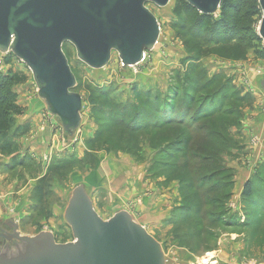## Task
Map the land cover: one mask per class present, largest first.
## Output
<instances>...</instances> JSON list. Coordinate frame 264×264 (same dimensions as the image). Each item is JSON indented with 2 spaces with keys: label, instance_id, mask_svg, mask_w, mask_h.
Segmentation results:
<instances>
[{
  "label": "rangeland",
  "instance_id": "obj_1",
  "mask_svg": "<svg viewBox=\"0 0 264 264\" xmlns=\"http://www.w3.org/2000/svg\"><path fill=\"white\" fill-rule=\"evenodd\" d=\"M177 3L178 0H170L163 8L146 5L159 24L160 34L157 44L145 53L143 62L136 66L123 68L117 54L113 52L106 67L92 69L77 59L72 46H62V52L75 77V87L72 91L82 97L81 125L71 136L61 134L63 138L55 140L53 148L46 143L44 147L38 146L35 150H28L29 145L23 147L19 143L22 138L20 137L16 140L15 158L1 156L0 177L3 189H12L14 202L17 199L15 192L22 188L27 192V208L23 215L15 216L16 207L11 205L8 212L11 218H2L1 229L11 231L10 225L1 224L11 219V222L16 221L18 232L23 236L33 237L41 232H49L58 244L73 241L71 230L64 220V211L74 187L84 183L90 186L91 196L95 197L94 210L104 221L114 213L113 207H130L136 203L145 182L156 184L159 188L167 187L173 182L179 195V201L174 203L179 204L182 196L178 191V182L161 175L160 164L155 163L167 159V156L160 155L158 147L159 143L168 139L167 135L158 136L148 131L128 139L123 133L126 131L118 132L113 122L119 117V107L122 105L131 103L139 106L144 103L145 92L165 93L176 72L194 78L192 80H195V85L199 84L196 79L198 73L205 74L206 78L221 76L220 83L229 78L230 84L237 89L239 95L243 94L248 79H251L254 87L258 89V95L263 97L264 89L261 88L260 82L264 80V70L257 65V61L264 62V43L261 39L256 40L259 38L258 26L261 19L259 5L255 7L256 10L259 9V13L255 12L250 21L252 45L227 47L215 46L187 31L197 15L191 11L183 16L175 15L173 11ZM188 15L189 23H185ZM210 16L211 22L217 21L220 9ZM181 24H187L188 27L182 29ZM3 55L0 53V60L5 62L11 59L10 55ZM10 61L15 63L13 65L17 66L20 73L28 76L32 83V97L44 105L43 100L37 96L29 70L16 58ZM251 103L250 100V103L244 104L242 111L249 108ZM106 127L110 129L106 131ZM98 132L100 135L96 136ZM26 138V144L29 140H36L29 134ZM125 139H128L129 144ZM242 143L241 138L238 148L232 150L233 155L224 158L225 166L232 170L233 175L235 171L229 163L236 159V152H244ZM125 148H131L133 152ZM180 161L179 156L176 162ZM19 162H23V165L17 166ZM226 206L233 212L229 201ZM174 208L168 218L157 224V227L163 230V236L155 231V239L162 247L165 264H216L214 261L217 258H213L215 255L209 254L224 242V251L230 255L223 251L226 264H237L233 258L241 260L239 264H264V240L256 234L247 246L243 243L244 231L230 233L217 229L214 231L215 236L217 234L215 245L210 251L190 249L187 240L180 239L186 227L177 226L172 222L171 213ZM235 209L237 214L242 212L241 200ZM242 215L243 212L240 222L244 221ZM133 220L139 224V217L134 216ZM146 231L153 237L151 232ZM206 242L207 240L204 244ZM232 244H242L240 255L235 249L228 251Z\"/></svg>",
  "mask_w": 264,
  "mask_h": 264
},
{
  "label": "water",
  "instance_id": "obj_2",
  "mask_svg": "<svg viewBox=\"0 0 264 264\" xmlns=\"http://www.w3.org/2000/svg\"><path fill=\"white\" fill-rule=\"evenodd\" d=\"M170 0H0V53L11 54L31 73L45 112L66 136L81 125L82 97L62 46L92 69L106 67L115 52L122 67L143 62L157 44L160 28L146 8ZM203 15L222 0H185ZM258 36L264 43V0H258ZM264 89V80L260 82ZM73 241L58 244L49 232L23 236L9 219L0 228V264H165L160 243L126 211L102 220L83 185L71 192L64 211Z\"/></svg>",
  "mask_w": 264,
  "mask_h": 264
},
{
  "label": "trees",
  "instance_id": "obj_3",
  "mask_svg": "<svg viewBox=\"0 0 264 264\" xmlns=\"http://www.w3.org/2000/svg\"><path fill=\"white\" fill-rule=\"evenodd\" d=\"M257 6V0H222L219 19L212 22L210 15L198 13L185 0H178L173 12L177 16L188 11L197 15L190 28L187 24L180 26L199 39L215 46L239 47L252 45L249 27L252 16L259 13ZM188 19L189 15L185 23H189ZM220 77L206 78L198 73L199 84L195 85L194 78L176 72L165 93L145 92L144 103L122 105L119 117L113 121L118 132L126 131L123 133L128 139L148 131L167 135L168 139L158 145L160 155L167 159L155 163L160 164L161 175L179 184L182 198L171 219L177 226L186 227L180 239H186L190 249L201 252L213 248L217 229L244 231L243 243L247 246L256 234L264 240V162L243 186L240 200L244 221L240 222L239 215L226 206L232 196L234 175L225 166L224 158L231 157L232 150L240 144L242 109L251 97L239 95L229 78L220 83ZM26 81L27 77L17 71L0 73V156L14 159L16 140L29 131L28 124L16 122L25 108L18 104L14 91ZM99 135L100 132L96 136ZM125 149L133 152L131 148ZM179 156L181 161L176 162ZM22 165L23 162L17 164Z\"/></svg>",
  "mask_w": 264,
  "mask_h": 264
},
{
  "label": "crops",
  "instance_id": "obj_4",
  "mask_svg": "<svg viewBox=\"0 0 264 264\" xmlns=\"http://www.w3.org/2000/svg\"><path fill=\"white\" fill-rule=\"evenodd\" d=\"M8 55H10V60L14 59L11 54H4L3 56L6 57ZM10 60L7 59L5 62L0 60V73H6L8 70L20 71L16 65H13L15 63ZM257 65L264 70V62L257 61ZM22 74L27 77V81L23 85L16 86L14 91L17 94L18 104L25 108V111L21 116L16 118V122L18 125L28 124L29 131L24 137L22 136V138L19 139V143H21V146L23 147L29 145L30 147H28V150H35L38 146L44 147L46 143L53 148V145H55L54 141L59 140L61 137L63 138L61 134L64 136L66 135L61 130L58 119L45 112V106L41 102L34 100L31 92V80L25 73ZM246 85L247 88L243 91L242 95H249L252 103L249 108L243 111V118L241 121L240 136L243 139L242 146L244 147V152L238 153L234 151L236 152V159L229 163V166L235 171L232 196L229 200V207L233 211L232 213H236L237 211L235 208L240 202L244 184L264 162V92H262L263 97L261 98L257 93L258 89L254 87L251 79H248ZM51 125L52 127H50ZM28 134L33 135L36 140H29V143L26 144V141L24 140H27L26 136H28ZM79 185L85 187L86 192L94 205L95 197L91 196V188L89 189L90 186L85 183ZM174 187L175 184L173 182L164 188H159L156 184L145 182L139 191L140 194L137 202L130 205V207H113L112 209H115L113 214L123 210L128 212L132 218L137 216L139 217V224H142L146 230L151 232L154 238H157L155 236V231L162 237L163 230L159 229L157 224H160L168 218L171 209L179 205L178 203H174L175 201H179V195ZM24 190L25 189L22 188L15 192L17 199L14 202L13 193H11L12 189L10 187L3 189L0 177V221L3 217L11 218V216L8 215L11 205L16 207L15 216L19 217L20 215L21 217L23 215L25 208H27V192H24ZM230 205H233V207ZM239 214L240 217L242 212ZM13 222L16 223L15 220H13ZM224 243H222V246L219 245V248L209 254L215 255L213 258H217V260L214 261L216 264H226V261L223 258V253L225 252L224 248L226 246V243L225 245ZM241 245L242 244H232L230 250H227L233 251V249H235L237 254L240 255V251L242 250ZM225 253H227L226 255H229L228 252ZM233 261L239 264L241 260L233 258Z\"/></svg>",
  "mask_w": 264,
  "mask_h": 264
},
{
  "label": "built area",
  "instance_id": "obj_5",
  "mask_svg": "<svg viewBox=\"0 0 264 264\" xmlns=\"http://www.w3.org/2000/svg\"><path fill=\"white\" fill-rule=\"evenodd\" d=\"M12 56V55H11ZM13 57V56H12ZM14 58V57H13ZM15 59V58H14Z\"/></svg>",
  "mask_w": 264,
  "mask_h": 264
}]
</instances>
